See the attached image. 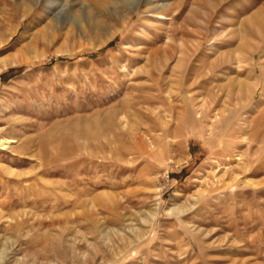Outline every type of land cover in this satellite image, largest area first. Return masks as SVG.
Here are the masks:
<instances>
[{
  "label": "rangeland",
  "instance_id": "obj_1",
  "mask_svg": "<svg viewBox=\"0 0 264 264\" xmlns=\"http://www.w3.org/2000/svg\"><path fill=\"white\" fill-rule=\"evenodd\" d=\"M116 1L0 0V264H264V0Z\"/></svg>",
  "mask_w": 264,
  "mask_h": 264
},
{
  "label": "bare ground",
  "instance_id": "obj_2",
  "mask_svg": "<svg viewBox=\"0 0 264 264\" xmlns=\"http://www.w3.org/2000/svg\"><path fill=\"white\" fill-rule=\"evenodd\" d=\"M142 0H119V1H116L115 2V11H120L121 10V7H133V6H136L137 4H139V2H141ZM144 1V0H143ZM146 4V3H145ZM126 9V8H125ZM28 12V11H27ZM26 13H24V16H26ZM264 24V23H262ZM104 25V24H103ZM102 25V26H103ZM102 26H99L98 28L101 29ZM264 29V28H263ZM7 40V38H6ZM1 141L3 142H10V141H14V139H11V138H1L0 139Z\"/></svg>",
  "mask_w": 264,
  "mask_h": 264
}]
</instances>
